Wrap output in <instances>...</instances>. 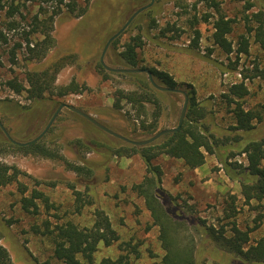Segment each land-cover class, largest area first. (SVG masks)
<instances>
[{"label": "rangeland", "instance_id": "1", "mask_svg": "<svg viewBox=\"0 0 264 264\" xmlns=\"http://www.w3.org/2000/svg\"><path fill=\"white\" fill-rule=\"evenodd\" d=\"M150 1L91 0L80 17L75 16L76 10L73 14L56 16L51 33L52 47L43 60L31 63L25 61V46L14 49L15 43L20 42L22 28L8 29L7 23L14 21V17L0 14V31L6 39V44L0 39V84L15 78L26 85L27 72H41L59 62L61 67L55 75L53 94L45 95L34 110L35 104L27 100L25 93L17 95L0 86V101L11 100L24 108L14 117L0 115L5 129L15 141L24 143L39 135L60 104L77 107L120 135L129 129H138L141 121H146V126L155 124L156 131L141 140L177 125L183 105V97L177 93L161 92L159 108L147 104L146 117L138 118L137 105L124 104L121 113L114 112V93L120 90L139 92L138 84L124 74L105 76L99 63L109 38ZM216 1L220 3L223 16L233 21L232 32L227 37L232 45L231 54L225 55L213 44V24L218 16L203 2L153 0L149 8L152 11H144L130 21L109 44L103 61L108 67L124 68L120 62L124 45L140 38L139 68L165 72L174 80V89L185 93L194 91L196 102L205 113L201 123L218 140V146L214 154H205L204 164L195 170L186 168L179 160L159 156L153 163L161 171L159 186L164 193L161 202L167 210L175 207L176 214L183 218L176 220L175 236L180 246H190L196 264H238L232 260L234 257H222L223 252L216 251L211 242L205 240L200 228L213 225L228 229L233 221L240 230L249 231L250 245L264 233V202L246 201L239 184L225 175L220 162L230 157V163L246 166L245 156L241 154L244 144L264 135V120L254 122L252 132L234 130L231 107H227L221 98L231 84L242 80L243 75H252L255 65H264V52L252 36L246 35L244 20L251 13L262 10L264 0ZM34 3H40L50 13L51 2L27 0V11L22 10V16L29 19L33 16L37 11ZM247 3L253 6L247 8ZM19 16L15 18L19 27L26 26ZM193 17H196V29L200 32L197 48L191 45L195 27L191 28L189 23L193 22ZM152 19L154 28H150ZM167 24L179 29L178 38L174 31L161 35V29ZM243 35L247 37L248 54L238 55L239 37ZM170 37L174 39L170 40ZM12 52L15 64L10 60ZM233 67L235 71H231ZM71 82L78 86V94L64 97L55 94L58 88ZM244 83L249 94L242 101L243 107L264 108L263 81L248 78ZM42 111L48 114L43 115ZM127 112L129 121L123 117ZM111 138L103 132L90 133L80 119L68 115L65 110L47 130L46 143L56 147L68 162L91 169V175L86 178L66 170L56 161L0 150V163L14 166L24 174L19 178L27 190L24 197H30L31 191L37 190L48 198V208L42 201H36V211L26 212L22 209L23 196L16 184L0 188V244L15 264H64L53 255L52 236L48 231L65 223H72L79 229L90 228L96 211L108 217L119 240L110 246L101 243L94 254L95 264L105 258L115 260L119 255H126L130 264H161L165 253L159 240V228L153 225L142 198L131 190L145 176V165L138 155L131 158L103 156L107 152L103 147ZM77 140L87 143L88 148L78 146ZM227 215L232 217L226 218Z\"/></svg>", "mask_w": 264, "mask_h": 264}, {"label": "trees", "instance_id": "2", "mask_svg": "<svg viewBox=\"0 0 264 264\" xmlns=\"http://www.w3.org/2000/svg\"><path fill=\"white\" fill-rule=\"evenodd\" d=\"M27 0H0V14L5 15L7 18H13L14 21L7 23V28L15 30L22 28L20 33V42L15 43V48L20 49L25 46L26 55L25 61L28 63L38 62L45 58L47 52L52 47V27L53 20L56 16L61 14H73L76 10L75 16L80 17L85 12L91 0H43L45 4L51 2V11H47L40 3H34L37 11L34 12L32 17L22 16V10L27 11ZM34 2V0H32ZM66 1V2H65ZM203 2L208 9L212 10L218 16L213 24L214 32L212 34V41L217 45L225 55L232 53V45L227 40V37L232 32V20H228L223 16L220 8V3L216 0H199ZM253 5L246 4L247 8ZM195 5H193V8ZM62 8H65L66 13ZM77 8V9H76ZM152 10H146L150 13ZM19 20L26 22V26L19 27V22L15 20L16 16ZM26 15H30L26 13ZM206 15V14H205ZM208 15V14H207ZM205 21L206 16L204 17ZM245 30L246 35L252 36L254 42L258 45L259 49L264 52V7L262 10L251 13L245 17ZM193 22H190L193 29L191 45L193 48L198 47L200 39V32L196 29L198 24L196 17H193ZM155 21L152 19L150 28H154ZM174 31L179 37V29L175 25L167 24L166 27L161 29V35ZM238 43L237 54H248L247 37L240 36ZM0 39L6 44V39L0 31ZM174 37H170V40ZM142 43L140 38H134L129 43L124 45V50L120 53V62L124 68L141 69L138 67L140 61L138 59V50L141 49ZM11 62L15 64V55L12 52ZM60 62L54 64L47 70L41 72H27L25 76V84L19 82L17 79L12 78L5 81L0 86H5L13 93L21 95L25 93L27 100L35 104L32 109H36L40 101L45 95H52L54 90L55 75L60 69ZM103 68V67H102ZM235 67L231 71H235ZM151 73L156 84L162 87L175 88V82L170 75L165 72L158 71L154 68L148 69ZM105 76L111 75L103 68ZM252 75H243L239 83L231 84L226 91L221 95V98L227 107H231V113L234 120V130L242 131L244 133L252 132L254 130V122L261 123L264 120V108L260 109H246L243 107V100L248 96L249 92L244 83V80L250 78H259L264 83V65L259 67L255 65L252 69ZM125 77L133 80L138 84L139 92L137 91H116L113 95L112 109L114 112L121 113L123 105L138 106V118L146 117L145 106L147 104H154L159 108L160 98L163 93L156 91L149 83L148 78L144 74H124ZM79 88L71 82L68 86L58 88L56 95L64 97L69 94H78ZM188 95V106L184 121L175 133L162 136L157 141L147 146L137 147L121 142L115 138H111L108 145H104L107 150L103 156L111 158H131L138 155L145 165V176L140 183L133 185L131 190L144 202V206L150 213L152 223L159 228V240L164 250L161 264H196L195 256L189 245L180 246L177 235L178 224L176 220L183 218L176 214V208L167 210L163 207L161 196L164 195L160 188L161 171L154 161L159 156H167L179 160L183 165L190 169L195 170L204 164L205 154L212 155L215 148L218 146V140L204 128L201 123L205 113L203 107L198 105L194 97V91L186 92ZM22 108L18 103L11 100L0 101V115L14 117L22 113ZM68 115L80 119L75 114L65 110ZM43 115L48 114L42 111ZM127 112L125 119L129 117ZM159 115V111L156 113ZM84 126L90 133H100L91 124L80 119ZM129 121L128 119H126ZM1 123L5 126L3 118H0ZM146 121H141V126L138 129L127 130L125 134L121 135L131 140H141V137L151 135L156 131V125H145ZM9 132V131H8ZM47 137V136H46ZM78 146L88 148L89 145L83 141L77 140L75 142ZM95 145V142H91ZM0 150L19 152L25 156L41 157L44 159L52 160L63 164L66 170L74 172L78 176L84 178L91 175V169L86 165H74L68 162L60 153L59 150L46 143L45 136L38 142L27 146H16L9 143L2 135L0 136ZM246 160V166L240 163H230L228 160H221L223 171L225 175L236 181L239 184L241 195L246 201H255L256 203L264 202V135L258 140H248L241 151ZM24 175L19 169L14 166H8L0 163V188L16 184L21 198L22 209L26 212H35L37 205L36 201H42L48 208V198L40 191L32 190L30 197H24L27 191L26 187L20 183V176ZM79 196V193H76ZM79 200V198H78ZM30 209H33L30 211ZM78 211L79 209L76 208ZM264 216V215H263ZM232 215H227L230 218ZM228 229L224 226L218 228L210 225L200 228L202 236L206 241H210L216 251L223 252L222 257H234L232 260L237 261L238 264H264V233L253 244H249V231H242L235 222H230ZM176 229V230H175ZM52 236L53 255L54 257L64 264H95L94 254L98 246L102 243L105 246H110L119 240L117 233L112 229L111 223L107 216L102 212L96 211L94 222L90 228L79 229L72 223H65L64 225L56 226L54 231H48ZM191 243V242H189ZM0 264H15L12 261L9 252L5 247L0 244ZM97 264H130L126 255H119L115 260L108 258L100 260ZM224 264V263H215Z\"/></svg>", "mask_w": 264, "mask_h": 264}, {"label": "water", "instance_id": "3", "mask_svg": "<svg viewBox=\"0 0 264 264\" xmlns=\"http://www.w3.org/2000/svg\"><path fill=\"white\" fill-rule=\"evenodd\" d=\"M152 4H153V0H151L149 4L139 8L136 12L133 13V15L125 23V25L121 29H119L114 35H112L109 38V40L107 41V43H106V45H105V47L103 49V52H102V55L100 57L99 63L105 69V71L110 72V73H115V74H145L147 76V78H148L149 83L157 91L180 94L183 97V105H182V109H181V112H180V115H179V118H178L177 125L175 127L170 128V129L161 130V131L155 133L154 135H152L151 137H148L146 139L131 140V139H128V138H126V137H124V136H122V135H120V134L108 129L107 127H105L104 125L99 123L97 120H95L93 117H91L87 113L83 112L82 110L78 109L77 107H74L72 105H67V104H61V105L58 106V108L56 109L55 113L52 115V117L48 121L47 125L42 130V132L39 135H37L35 138H33L32 140L24 142V143H20V142L15 141L14 139H12V137L9 135L7 130L4 128V126L0 122V132L7 139V141L9 143L13 144V145L20 146V147L31 145L33 143H36V142L40 141L44 137V135L46 134L47 130L49 129V127L51 126V124L53 123V121L55 120L57 115L62 110H67V111H69V112H71L73 114H76L77 116L81 117L82 119H84L85 121L90 123L95 128H97L100 131L104 132L105 134H107V135H109V136H111V137H113V138H115V139H117V140H119L121 142H124V143L132 145V146H137V147L150 145L151 143L157 141L162 136L175 133L177 130H179V128L181 127V125H182V123L184 121L185 114H186V109H187V106H188V95L184 91H180V90H177V89H172V88L159 86L158 84L155 83L151 73L148 70H146V69L112 68V67H108L107 65H105V63L103 61L105 51H106L107 47L109 46V44L125 30V28L128 26V24L130 23V21L133 18H135L140 13H142V12L148 10L149 8H151Z\"/></svg>", "mask_w": 264, "mask_h": 264}, {"label": "flooded vegetation", "instance_id": "4", "mask_svg": "<svg viewBox=\"0 0 264 264\" xmlns=\"http://www.w3.org/2000/svg\"><path fill=\"white\" fill-rule=\"evenodd\" d=\"M61 105V104H60ZM67 111V110H66ZM69 112V111H68ZM76 115V114H75ZM77 116V115H76ZM77 117H79V116H77ZM80 119H82L81 117H79ZM83 121H85L84 119H82ZM85 122H87V121H85ZM88 123V122H87ZM100 123V122H99ZM90 124V123H89ZM3 125V124H2ZM103 125V124H102ZM5 128V127H4ZM97 129V128H96ZM99 130V129H98ZM8 132V131H7ZM102 132V131H101ZM104 133V132H103ZM0 135H2L3 136V134L0 132ZM10 135V134H9ZM11 136V135H10ZM45 136V135H44ZM109 136V135H108ZM4 137V136H3ZM111 137V136H110ZM5 138V137H4ZM6 139V138H5ZM13 139V138H12ZM7 140V139H6Z\"/></svg>", "mask_w": 264, "mask_h": 264}]
</instances>
